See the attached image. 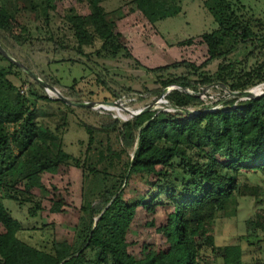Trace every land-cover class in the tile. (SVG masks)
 <instances>
[{
	"label": "trees",
	"instance_id": "1",
	"mask_svg": "<svg viewBox=\"0 0 264 264\" xmlns=\"http://www.w3.org/2000/svg\"><path fill=\"white\" fill-rule=\"evenodd\" d=\"M74 1L87 3L88 14L64 9L62 0H0V47L7 52L1 42L5 38L19 48L32 44L29 24L35 23L47 32V41L63 48L50 29L58 19L70 32L77 54L88 62L130 58L119 44L117 14L107 13L103 0ZM182 1L129 0L126 5L152 27L178 16ZM203 8L215 25L201 35L207 60L198 67L181 62L150 71L160 87L151 94L170 90L165 100L173 112L150 109L121 122L108 112L72 107L45 94L43 84L54 88L58 82L43 76L38 84H28L21 76L25 71L0 55V264H199L204 249L216 252L221 264H243L239 245L215 247L214 224L220 215L234 216L237 199L247 190L242 178H264V96H230L264 85V10L246 0H205ZM239 49L246 51L242 60L227 62ZM216 60L220 63L210 74L205 68ZM177 70L183 74L173 76L171 71ZM96 82L106 92L101 104L118 99L104 82ZM212 86L226 92L216 108L203 106L199 97ZM67 96L78 105L96 101L78 91ZM79 111L97 124L78 119ZM70 126L85 136L77 143V156L64 149ZM67 168L79 170L82 179L71 239L58 241L53 230L46 236L42 231L53 227L50 223L40 227L38 244L24 242L21 224L3 202L28 206V217L35 218L43 211L34 194L44 191L41 178ZM137 174L154 181L141 199L127 201V181ZM66 207L53 195L47 211L58 215ZM137 210L152 216L161 212L163 223L147 224L155 227L159 241L143 243L136 256L128 251L127 236ZM245 224L250 232L264 231L258 222Z\"/></svg>",
	"mask_w": 264,
	"mask_h": 264
},
{
	"label": "rangeland",
	"instance_id": "2",
	"mask_svg": "<svg viewBox=\"0 0 264 264\" xmlns=\"http://www.w3.org/2000/svg\"><path fill=\"white\" fill-rule=\"evenodd\" d=\"M129 0H103L102 6L107 13L114 11L118 20L117 27L122 35L120 45L126 49L130 58L118 57L114 60H99L91 63L83 56L78 55L76 46L70 32L62 21L55 19L51 24V31L54 39L62 40L66 49L54 47L53 43L47 41V32L41 29L40 24L30 23L33 42L29 46L16 47L9 39L1 40L7 50V54L18 65L24 68L29 67L32 79L27 74H22V79L29 84H38L39 78L48 76L58 82L59 87L51 88L54 92L66 99L68 102L76 104L73 98L67 96L74 92H79L83 97L96 99L95 102L83 104H95L103 106L102 109L93 107L92 111L98 110L111 113L121 122L129 120L130 114L150 107L152 111L164 110L167 108V101L160 95L151 94L159 90L151 70L169 66L175 63L186 62L195 67L200 66L207 60V50L201 41V35L215 30L212 18L203 8L205 0H183L181 13L173 18L163 20L154 26H149L146 21L137 17L131 12V5H126ZM246 0L247 5L257 10H264V0L251 2ZM64 9L73 7L80 16L88 14L87 3H75L74 0H62ZM190 42V43H187ZM98 45H95L97 48ZM4 50V49H3ZM85 53L91 49H84ZM246 51L239 49L227 56V62H240ZM220 60L213 61L205 70L210 74L216 72ZM24 64H26L24 66ZM173 76L183 74V70L171 71ZM73 80L78 83L74 86ZM96 80L104 82L106 89L116 95L118 99L111 104L115 107L105 106L100 103L105 96L98 86ZM45 86H48L45 84ZM49 87V86H48ZM27 91V86L22 88V92ZM250 91V90H249ZM45 94L50 99H57V95L46 91ZM258 92V93H257ZM264 92L262 88L256 87L250 93L260 95ZM226 92L219 87H209L199 94L203 106L211 108L219 107L221 99ZM241 100V99H240ZM201 108V107H200ZM197 111L199 108H191ZM118 111V112H117ZM78 119L89 125L95 126L97 119L83 112H76ZM120 116H119V115ZM122 117V119H121ZM125 118V119H123ZM85 139L82 132L75 126H70L63 139L64 149L67 153L77 156L80 148L77 145L79 140ZM154 179L144 174L132 176L124 190V199L134 201L141 199L148 191ZM242 186L246 187L243 195L237 199L235 214L232 217L220 215L214 224L215 247L222 249L225 246L239 245L242 249L243 264L264 263V231L257 229L254 232L247 230L246 222H258L264 227V178L260 175H247L241 179ZM44 191L34 194L42 202L43 211L31 219L28 217V206H18L11 201H4L3 204L13 219L18 221L23 229L21 239L29 244H38L41 226L52 223L46 231H42L46 236L55 234L58 241H69L72 237L76 224L77 211L80 205V191L82 186L81 172L77 169L67 168L60 174L44 175L41 178ZM58 196L67 206L61 214H48L49 200L51 196ZM153 222L155 227L163 223V215L158 212L156 215H147L137 210L136 217L127 236L130 244L128 251L131 255H139L141 245L145 242L157 243L159 237L155 232V227H148L147 224ZM38 230V233L33 230ZM255 236L250 240V236ZM255 240V241H254ZM250 243H252L250 245ZM199 264H221L219 255L209 249L202 250Z\"/></svg>",
	"mask_w": 264,
	"mask_h": 264
},
{
	"label": "water",
	"instance_id": "3",
	"mask_svg": "<svg viewBox=\"0 0 264 264\" xmlns=\"http://www.w3.org/2000/svg\"><path fill=\"white\" fill-rule=\"evenodd\" d=\"M0 55L3 56L4 58H6L8 61H10V62H12L13 64H15L17 67H19V68H21L22 70H24L25 73H26L27 75H29L32 79L35 78V77L33 76V74H31L30 72L26 71L25 68H23L22 66L18 65L14 60H12V59L8 56V54H7V53H6L1 47H0ZM37 81H38V80H37ZM43 87L46 89V91L48 90V91H50V92L56 94V93L54 92V90H52L50 87L45 86L44 84H43ZM250 91H251V90H250ZM250 91H246V92H243V93H231L230 96H232V97H236V98H239V99H241V100L252 99V98H259V97L264 96V92H263L262 94H260V95L253 96V95L250 94ZM56 95H57V94H56ZM57 98L60 99L61 101L65 102L66 104L71 105L72 107H82V108H87V109H92L93 107H95V104H81V105L73 104V103L68 102L67 100H65L64 98H62V97H60V96H58V95H57ZM105 106L115 107L114 104H105ZM148 110H150V107H147V108H145L144 110H142V111H140V112H138V113H136V114H131V118H130V119H132L133 117H135V116L141 114L142 112H147Z\"/></svg>",
	"mask_w": 264,
	"mask_h": 264
},
{
	"label": "built area",
	"instance_id": "4",
	"mask_svg": "<svg viewBox=\"0 0 264 264\" xmlns=\"http://www.w3.org/2000/svg\"><path fill=\"white\" fill-rule=\"evenodd\" d=\"M262 87H263V85L258 86V88H262ZM172 89H176V90L179 91V88H172ZM254 89H255V88H254ZM251 90H253V89H251ZM169 91H170V90H167V91H165V93L168 94ZM180 92H181V90H180ZM167 94H166V95H167ZM166 95L162 96V98H163L164 100H165V96H166ZM165 101H166V100H165ZM166 105H168V104L166 103ZM95 107H96L97 109H102V108H103V106H100V105H96ZM161 111H165V112H173L174 109L168 105L167 108H165L164 110L161 109ZM139 112H140V111H139ZM130 118H131V114L129 115V120H130ZM126 121H128V120L126 119ZM123 122H124V120H123Z\"/></svg>",
	"mask_w": 264,
	"mask_h": 264
},
{
	"label": "bare ground",
	"instance_id": "5",
	"mask_svg": "<svg viewBox=\"0 0 264 264\" xmlns=\"http://www.w3.org/2000/svg\"><path fill=\"white\" fill-rule=\"evenodd\" d=\"M258 93V92H257ZM251 95H253V96H256L257 94H252V93H250ZM118 112V111H117ZM119 115V114H118ZM120 116V115H119ZM121 119H122V117H121ZM123 119H125V118H123Z\"/></svg>",
	"mask_w": 264,
	"mask_h": 264
}]
</instances>
